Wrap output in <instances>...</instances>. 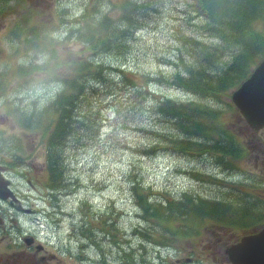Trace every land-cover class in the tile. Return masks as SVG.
Returning a JSON list of instances; mask_svg holds the SVG:
<instances>
[{"label":"rangeland","instance_id":"rangeland-1","mask_svg":"<svg viewBox=\"0 0 264 264\" xmlns=\"http://www.w3.org/2000/svg\"><path fill=\"white\" fill-rule=\"evenodd\" d=\"M91 1L62 0L59 13L75 21ZM100 1L94 0L95 8ZM185 1L162 0L159 9L151 5L133 13L137 24L130 40L118 42L113 47L119 49L111 53L66 47L80 60L95 61L106 70L86 81L84 100L68 104L73 112L66 121L69 127L56 132L49 152L44 125L61 109L56 100L62 85L40 71L57 68L53 52L65 45L53 42H61L66 29L56 27L53 0H0V163L13 162L9 187L24 207L23 213L14 202L0 204V219L5 221L0 222V259L11 254L13 262L21 258L15 264H228L230 248L264 228V181L259 183L264 178V131L248 128L231 103L230 94L239 87L229 96L210 97L220 80L213 78L208 92L198 97L166 82L174 74L178 36L205 39L201 17L195 12L193 20L187 19ZM28 10L37 15L24 28V48L16 56L24 61L23 75L6 63L4 39ZM208 36L204 41H213ZM28 68L34 71L27 73ZM123 71L149 75L165 86L151 84L150 95L143 97L146 86L142 91L129 86ZM223 71L215 69L214 74L223 76ZM162 99L180 106L195 103L207 113L221 110V134L208 146H191L176 120L158 115L157 101ZM182 198L216 210L219 202L221 207L188 221L193 232L178 242L166 231L182 236L183 222L173 219L162 225L149 216L158 205ZM144 202L151 206L149 216ZM8 209L18 219L16 225L4 215ZM171 226L177 229L170 231ZM32 237L36 242L29 247L25 238ZM39 245L43 248L37 251Z\"/></svg>","mask_w":264,"mask_h":264},{"label":"trees","instance_id":"trees-1","mask_svg":"<svg viewBox=\"0 0 264 264\" xmlns=\"http://www.w3.org/2000/svg\"><path fill=\"white\" fill-rule=\"evenodd\" d=\"M108 1L101 0V7L95 8V2L92 0L88 4V10L82 16L75 21H69L59 13L62 0H53L56 27L63 26L66 31L60 38L61 42L60 40L53 42L59 47L65 45L62 50L53 52V57L58 60L57 68L53 70L46 68L40 71L46 75V79L62 85L56 100V105H61V109H55L56 118L49 119L44 125V144L48 151H52V141L56 132L69 127L66 121L71 119L73 112L68 109V106L75 102L79 104L82 99L84 100L86 81L94 77V74H104L106 70L95 61L80 60L77 54H72L66 47L70 44L74 47L83 46L82 49L88 48L96 55L118 50V46L116 48L113 46L120 41H129L132 36L130 30L136 27L137 23L133 13H142L141 9L146 10V7L151 5L159 9V4L162 2V0ZM184 5L189 9L186 12L187 19L193 20L192 16L197 12L196 17H201L200 23L204 29L205 39L210 34L208 38L213 41L198 40L187 34L178 36L177 41L180 46L171 64L174 74L166 82L174 88L186 93L187 90H191L194 95L202 97L211 87L210 79L217 78L220 79L218 89L217 87L211 88L208 96L213 98L222 95L229 96L226 94L238 88L249 77L252 67L264 59V0H186ZM36 15L34 10H28L13 26L8 28L4 39L8 44L6 63L23 75L24 61H17L16 56H19L20 50L24 48V28H27ZM53 25L54 23L49 24L51 27ZM121 27L125 29L122 30ZM46 57L47 54L43 56V58ZM223 58L227 59L223 60ZM220 68L225 70L223 71L225 74L215 76L214 70ZM26 71L32 73L34 70L28 68ZM120 74L123 81L139 91H142L145 85L147 90H145L146 96L143 97L150 95L151 84L157 87L165 86L163 80L152 79L149 75L145 76L139 72L126 73L123 71ZM157 103L158 115L176 120L178 129L183 131L191 146H196V144V147L208 146L211 138L221 134L218 131L223 128L222 115L224 113L219 109L207 113L204 108L194 106L195 103L180 106L169 99H162ZM116 114L120 115L119 112ZM244 161L245 157H241L240 164ZM184 198L179 202L167 201L166 206L158 205L159 209L150 216L151 206L147 202L142 205L151 222L160 220L162 225H170L175 219L178 224L184 223L186 232L182 236L166 231L169 239L172 236L178 242H183V239L191 236L193 228L189 222H193L195 216L212 215L221 207L219 202H216L220 206L216 210L208 203L201 206L193 200ZM184 217L190 219L185 221ZM176 229L171 226L170 231ZM170 244L171 247L177 245Z\"/></svg>","mask_w":264,"mask_h":264},{"label":"water","instance_id":"water-1","mask_svg":"<svg viewBox=\"0 0 264 264\" xmlns=\"http://www.w3.org/2000/svg\"><path fill=\"white\" fill-rule=\"evenodd\" d=\"M232 100L252 129H264V61L233 93ZM233 264H264V231L228 251Z\"/></svg>","mask_w":264,"mask_h":264},{"label":"flooded vegetation","instance_id":"flooded-vegetation-1","mask_svg":"<svg viewBox=\"0 0 264 264\" xmlns=\"http://www.w3.org/2000/svg\"><path fill=\"white\" fill-rule=\"evenodd\" d=\"M6 169H8L9 168V166H7V165H3ZM25 258H26V256H24ZM0 264H2V259H0ZM5 264H10L9 262L8 263H5Z\"/></svg>","mask_w":264,"mask_h":264}]
</instances>
